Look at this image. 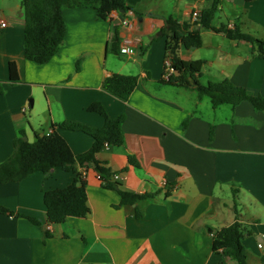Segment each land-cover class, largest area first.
<instances>
[{
    "label": "crops",
    "instance_id": "1",
    "mask_svg": "<svg viewBox=\"0 0 264 264\" xmlns=\"http://www.w3.org/2000/svg\"><path fill=\"white\" fill-rule=\"evenodd\" d=\"M212 1L127 0L137 12L126 15L131 25L119 24L121 39L131 40V55L108 47L120 12L104 20L89 5L64 7L65 39L48 63L38 64L25 58L22 0H0L6 22H0V163L13 155L21 131L33 142L65 120L102 127L104 117L89 110L98 102L110 117L126 116L124 145L104 148L99 160L121 174L116 181L122 191L154 194L121 206V192L105 187L93 164L0 183V205L14 212H0V264H238L212 247V231L236 221L244 229L243 245L258 259L255 250L264 251V110L248 100L215 108L196 90L160 81L163 31L172 17L201 30V47L179 49L184 60L205 61L201 83L228 78L264 96V60L253 44L194 26L191 13ZM212 25L237 26L262 39L264 0H221ZM13 61L20 77L15 84ZM115 73L139 77L127 101L103 88ZM58 131L75 154L93 146L87 133ZM77 174L86 180L89 212L49 223L44 192L69 186Z\"/></svg>",
    "mask_w": 264,
    "mask_h": 264
},
{
    "label": "trees",
    "instance_id": "2",
    "mask_svg": "<svg viewBox=\"0 0 264 264\" xmlns=\"http://www.w3.org/2000/svg\"><path fill=\"white\" fill-rule=\"evenodd\" d=\"M221 0H213L212 3L202 10L200 19L194 23L216 32L224 33L234 40H245L253 44V51L264 60V38L241 31L237 26L234 28L212 25L216 11ZM89 5L96 10L97 16L107 20L112 18L114 12H120L126 17L129 11L137 12L131 7L127 0H22V7L25 15V58L38 64L48 63L58 52L63 43L67 24L63 14L64 7H80ZM121 10H124L121 12ZM168 27L163 31L166 38V56L173 65V73L166 79L164 74L161 82L182 86L196 90L200 97L208 96L216 108L221 104L238 105L244 100L250 101L257 110H264V96L253 95L242 85H239L228 78L220 81H210L207 84L200 82L205 61L184 60L179 57V49L198 48L203 45L201 30L192 28V23H180L176 19H167ZM120 24H116L115 31L108 43L109 50L121 54ZM10 83L19 82V71L17 64L13 61L9 65ZM137 75L115 73L108 76L103 82V88L121 100L127 101L138 85ZM4 92V86L0 83V93ZM90 111L101 114L104 119L102 127H93L83 123L65 120L53 123L51 132L44 136H38L33 142L25 140L26 133L21 135L14 142V153L6 161L0 163V183L21 181L33 172L41 171L44 174L50 173L54 168L61 167L66 171H75L77 165L87 166L93 164L99 173L105 187L116 189L121 192V206L147 200L154 194H138L122 191L120 183L112 178L113 172L102 161L99 160V153L109 146H122L125 143L123 122L125 115L112 118L108 115L105 107L98 102L89 106ZM58 128L72 131H81L93 137V146L86 152L75 154L67 140L59 133ZM213 131L211 132V137ZM134 164L137 162L130 157ZM44 203L47 208L49 223L63 222L69 217H83L89 212L88 194L86 180L82 174H77L74 182L65 188L51 189L44 192ZM0 212L14 214L10 209L0 205ZM137 217H142L139 210H135ZM22 216V215H20ZM37 225L41 220L35 217H27ZM212 247L216 253L230 257L238 264H250V255L243 245L244 229L236 221L233 224L212 231ZM47 235L50 233L47 231ZM224 264V263H220Z\"/></svg>",
    "mask_w": 264,
    "mask_h": 264
},
{
    "label": "built area",
    "instance_id": "3",
    "mask_svg": "<svg viewBox=\"0 0 264 264\" xmlns=\"http://www.w3.org/2000/svg\"><path fill=\"white\" fill-rule=\"evenodd\" d=\"M202 14V10L201 9H196L191 13V20L193 23H196L199 19L200 16ZM1 25L2 26H6V22L3 20H0ZM123 25H131L130 20L128 17H123V19L120 22ZM131 40L129 38H123L121 40V53L125 54V55H131L134 52L133 47L131 46ZM165 67H166V72L164 74V77L166 79H169V77L171 76V74L173 73V65H172V61L170 59H165ZM110 146L108 144H106L105 148H109ZM112 178L114 180H118L121 178V174L119 173H114ZM163 185L167 184L166 181H164L162 183ZM51 224L46 225V229L47 230H51ZM260 248H263V245L260 243L259 244Z\"/></svg>",
    "mask_w": 264,
    "mask_h": 264
},
{
    "label": "rangeland",
    "instance_id": "4",
    "mask_svg": "<svg viewBox=\"0 0 264 264\" xmlns=\"http://www.w3.org/2000/svg\"><path fill=\"white\" fill-rule=\"evenodd\" d=\"M229 14V13H228ZM223 21L227 23V19L224 16ZM164 36V35H163ZM254 255L258 257V259L249 258L250 264H264V251L262 250H255Z\"/></svg>",
    "mask_w": 264,
    "mask_h": 264
},
{
    "label": "water",
    "instance_id": "5",
    "mask_svg": "<svg viewBox=\"0 0 264 264\" xmlns=\"http://www.w3.org/2000/svg\"><path fill=\"white\" fill-rule=\"evenodd\" d=\"M124 10H121V12H123ZM123 19V16H120L117 20L116 23L119 24L121 22V20ZM25 140H28L27 136L25 137Z\"/></svg>",
    "mask_w": 264,
    "mask_h": 264
}]
</instances>
